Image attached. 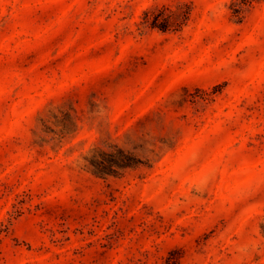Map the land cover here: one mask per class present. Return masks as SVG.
Instances as JSON below:
<instances>
[{
    "label": "rangeland",
    "instance_id": "1",
    "mask_svg": "<svg viewBox=\"0 0 264 264\" xmlns=\"http://www.w3.org/2000/svg\"><path fill=\"white\" fill-rule=\"evenodd\" d=\"M0 264H264V0H0Z\"/></svg>",
    "mask_w": 264,
    "mask_h": 264
}]
</instances>
